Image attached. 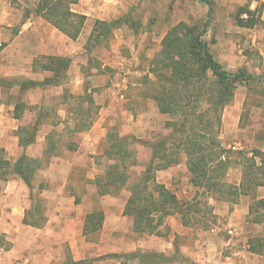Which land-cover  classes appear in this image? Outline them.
I'll list each match as a JSON object with an SVG mask.
<instances>
[{"label": "rangeland", "instance_id": "1", "mask_svg": "<svg viewBox=\"0 0 264 264\" xmlns=\"http://www.w3.org/2000/svg\"><path fill=\"white\" fill-rule=\"evenodd\" d=\"M14 1L24 7V16L33 13L37 2ZM113 2L108 0L106 4ZM115 4L117 11L109 10L112 18L106 22L120 19L118 25L95 42L90 34L94 22L100 19L85 20L80 34L72 40L77 50L72 58H66L68 66H57L58 72L46 77L52 83L42 81L41 87L19 90V85L2 84L7 79L0 76V160L12 162L21 155L16 136L20 126H37L35 142L25 150L28 156L41 159L42 167L35 173L30 192L32 212L24 220L45 223L54 206L58 209L57 220L101 210L107 215L101 229L87 237L80 235L91 253L82 260L151 251L146 249L160 239L174 240L175 247L178 242L189 244L204 229L202 239L213 244L211 256L219 264H264V177L260 172L264 166V0H116ZM247 5L250 10L258 8L251 28L240 27L236 21ZM241 18H247V14ZM180 24L186 29L206 27L202 40L220 65L232 73L246 70L256 78L236 85L232 100L220 113V127L217 129L214 123L213 132L208 130L229 156V168L223 177L228 185L226 194L232 192L229 200H215L211 194L194 188L181 147L166 143L163 154L173 152L177 161L165 169H154L150 176L181 202L195 204L200 212L189 216L186 229L180 228L178 216H170L160 228L165 233L161 238L139 235L133 232L131 219L119 212L129 188L145 178L152 145L176 137L175 127L166 125L173 117L159 111L154 96L158 83L152 69L163 37ZM18 29L12 28L14 33ZM17 102H24L25 107L22 117L16 120L13 107ZM204 107L201 104L198 111ZM109 136L128 138L125 165L119 168L125 178L120 181L117 173L113 191L102 197L94 181L116 162L110 153ZM253 156L254 166L246 167L243 158ZM159 164L163 162L157 159L154 167ZM246 168L253 169L252 177L261 185L251 188L247 184L243 178ZM6 180L0 179V191ZM38 183L44 184V194L34 188ZM49 191L59 196L57 202L52 201ZM50 240L43 236L41 241ZM0 244L10 248L3 236ZM98 245L114 251L95 254V249L92 254ZM63 254L64 258L70 255L67 246Z\"/></svg>", "mask_w": 264, "mask_h": 264}, {"label": "trees", "instance_id": "2", "mask_svg": "<svg viewBox=\"0 0 264 264\" xmlns=\"http://www.w3.org/2000/svg\"><path fill=\"white\" fill-rule=\"evenodd\" d=\"M249 2L250 0H248ZM76 3L77 0H38L33 12L61 33L75 40L86 20L84 15L72 11V6ZM257 11L258 8L250 10L247 5L236 16L237 25L246 28L253 27L257 20V17L254 19ZM243 13L247 14V18H241ZM119 20L109 22L96 20L90 39L94 38L95 42L99 41L118 25ZM205 31L206 27L199 30L196 26L187 27V29L182 24L174 26L163 37L158 57L154 60L155 68L152 71L158 83L154 96L158 102L159 111L173 117V120L167 122L166 125L175 127L174 135L176 137L170 136L152 145L145 178L129 188L123 215L131 219L132 230L139 235L164 236L165 233L160 231V228L166 218L179 215L182 225L187 226L190 225L189 216L200 212L199 208H195V204L181 202L170 189L161 183H156L150 176L154 169H165L177 161L176 154L173 152L163 154L166 150V143H169V146L181 147L185 155L189 182L194 188L211 194L215 200L227 201L232 193L226 194L225 188L228 185L223 181L226 170L229 168V156L217 137L212 133L208 135L210 134L208 130L213 132L214 123L217 129L220 127V113L224 106L232 100L236 85L246 83L256 77L243 69L233 73L224 69L202 40ZM68 63L69 60L66 58L49 57L44 67L57 73L60 69L57 66L64 69ZM2 81H4L2 84L6 85H19V90H24L27 86H42V82L35 81L16 79ZM44 81L53 82L48 78ZM203 103L205 107L198 111V107H201ZM24 107V102H17L14 105V119L22 117ZM36 131L35 124L18 128L16 136L18 145L22 147L23 151L12 162L9 159L0 160V179L17 177L28 188L33 187L35 173L42 167V162L41 159L28 156L25 149L35 141ZM173 138L175 139L173 142H168ZM126 140L128 141V138L109 136L110 153L116 162L110 166L104 176L98 177L94 181L97 194L100 196L113 191L117 173L120 181L125 178L119 168L125 165ZM255 152H253L254 156H256ZM257 155L261 154L257 153ZM254 156L243 158L245 163H248L246 167L254 166ZM157 159L161 160L163 164H159L155 168ZM262 160L261 165H264V157ZM252 170V168L250 171L246 168L243 172V178L251 188L261 185V182H255L252 177ZM260 172L264 177V166ZM38 188L41 189L42 185L40 184ZM103 221L104 214L101 210L88 212L84 218L82 235L87 237L98 232ZM24 223L37 227L44 222L39 224L24 220ZM178 253L175 251L174 254L167 255L155 251H135L124 254H108L95 259L79 261H74L68 256L61 264H90L93 261L105 259H114L120 264H129L130 261L139 264H166L176 261Z\"/></svg>", "mask_w": 264, "mask_h": 264}, {"label": "crops", "instance_id": "3", "mask_svg": "<svg viewBox=\"0 0 264 264\" xmlns=\"http://www.w3.org/2000/svg\"><path fill=\"white\" fill-rule=\"evenodd\" d=\"M106 1L108 0H77V3L72 6V11L84 15L86 22H89L90 18L102 21L110 20L112 15L108 11L113 8L115 10L113 5L118 4H115L116 0L113 4H106ZM24 11V7L14 0H0V76L8 80L42 82L46 77H49L48 75L55 74L54 71L44 67L47 58H72L77 47L72 39L35 15L34 12L24 16ZM14 26H19L16 33L12 30ZM40 184L38 183L34 188L38 190ZM41 185L42 188L38 190L41 192L40 195L46 192L44 184ZM31 191L33 189L28 188L17 177L7 178L5 184H2L0 236L10 242V248L6 249L0 264H61L66 259L63 254L65 246L69 248V256L74 261L82 260L87 255L91 256L87 243L84 238L80 237L86 212L83 216L80 213L74 218H59L57 220L58 209L54 206L47 215L48 219L44 224L36 227L24 223V218L32 212ZM49 193L52 194L50 195L52 201L57 202L59 196L53 191H49ZM70 201L68 200V202ZM123 207L124 204L119 212L121 215H123ZM103 214L105 218L107 215ZM173 216L180 218L179 215ZM179 226L181 229H186L189 225L184 226L181 221ZM172 230L175 231L174 228ZM178 235L180 239L181 234ZM196 235L189 244L178 242L179 246L175 247L174 240L168 239L164 242L160 239L154 243L151 249L146 250L172 255L178 249L180 253L178 254L182 257L166 264H219L211 256L213 244L202 239L204 229H201ZM43 236L50 237L51 240L44 243L41 241ZM174 237L176 235L173 236V239ZM95 249L97 253H95ZM92 251V254H106L114 250L104 249L102 245H98ZM123 251L131 250L124 249ZM237 263L239 262H221V264ZM90 264H120V262L114 259H105L93 261Z\"/></svg>", "mask_w": 264, "mask_h": 264}, {"label": "built area", "instance_id": "4", "mask_svg": "<svg viewBox=\"0 0 264 264\" xmlns=\"http://www.w3.org/2000/svg\"><path fill=\"white\" fill-rule=\"evenodd\" d=\"M6 252V248L4 245L0 244V262L3 258L4 253Z\"/></svg>", "mask_w": 264, "mask_h": 264}]
</instances>
